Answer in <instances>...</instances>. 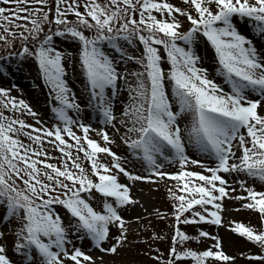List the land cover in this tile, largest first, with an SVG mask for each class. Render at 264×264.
<instances>
[{
	"label": "snow or ice",
	"instance_id": "6c2138e0",
	"mask_svg": "<svg viewBox=\"0 0 264 264\" xmlns=\"http://www.w3.org/2000/svg\"><path fill=\"white\" fill-rule=\"evenodd\" d=\"M0 47L35 62L55 121L0 87V264H104L131 243L136 184L165 180L174 223L156 264H236L218 234L182 225L224 227L264 264V190L249 183L264 186V0H0ZM226 201L260 227L227 219Z\"/></svg>",
	"mask_w": 264,
	"mask_h": 264
},
{
	"label": "rangeland",
	"instance_id": "374dc122",
	"mask_svg": "<svg viewBox=\"0 0 264 264\" xmlns=\"http://www.w3.org/2000/svg\"><path fill=\"white\" fill-rule=\"evenodd\" d=\"M172 2L180 4V0H172ZM242 31L247 34L246 29H243ZM254 43H256L258 47L260 46L259 41H254ZM18 50V47L15 49L0 47V58H3L0 62L5 63L6 66L10 65V67H8V74L0 75V87L12 88L11 94L13 96L25 99L32 106L33 110L39 113L40 117L47 124V126H51L55 123V121L49 107L47 88L43 86L42 81L39 78L38 68L35 62L31 60H21L16 56H13L11 59H7L9 51L15 52ZM79 77L80 72L77 67L72 75V83L75 85L77 90L82 88ZM15 78H17V81H14ZM218 82L220 81L218 80ZM13 85H15L14 88ZM89 115H91V119H89ZM21 118L26 119L28 123H35V121L30 117L25 116ZM81 119H83L85 123H91L93 128L98 129L102 127L98 124L94 113L86 112L82 114ZM92 135L93 138L98 139L95 133ZM114 150L118 151V153L122 155L126 154V148L124 146H120ZM53 154L55 155V153ZM190 154L193 158H198L194 152ZM205 163L211 162L206 160ZM134 167L136 170H140L138 162L134 165ZM175 170L176 169L174 167L169 168V171ZM195 170L199 171V169ZM232 179L234 181L236 178L233 177ZM249 183L255 184L257 190H264V186H261L257 181L249 180ZM172 186L173 182L167 180L158 184H136L133 191L143 207L133 206L123 213L126 219L132 221L129 233V240L131 243L121 250L118 255H105L104 264H156V261L152 259L153 256L160 254L164 258L167 257L168 250L171 246V225L174 223L171 218L173 202L170 200L168 192V189ZM225 203L226 206L231 209L226 216L227 219L241 221L257 228L260 227L261 218L257 214L247 210L236 212L234 209L238 205L230 201H226ZM155 209H159L161 212L167 213L168 218L163 221L158 219L152 214ZM137 217H141V219L137 221ZM181 227L183 231L193 236L197 235L201 229L209 231L213 234H218L221 237L223 250L229 255L237 256L236 264H247V261L240 257L239 254L241 252L250 251V253H259L260 251L259 248L254 247L244 239H241L237 235L226 230L224 227L209 225H182ZM154 233L165 237V239L153 242L150 240V237ZM144 241H148V243H144ZM6 243L8 246V255L13 260H18L19 257L15 255L13 251V240L11 236H9ZM211 243L212 241L210 240H201L199 242L190 241L186 246L199 251L204 250ZM81 245L89 252V254L93 256L101 255L89 246L87 240L80 242L77 246Z\"/></svg>",
	"mask_w": 264,
	"mask_h": 264
},
{
	"label": "bare ground",
	"instance_id": "6f19581e",
	"mask_svg": "<svg viewBox=\"0 0 264 264\" xmlns=\"http://www.w3.org/2000/svg\"><path fill=\"white\" fill-rule=\"evenodd\" d=\"M14 81H17V78H15Z\"/></svg>",
	"mask_w": 264,
	"mask_h": 264
}]
</instances>
